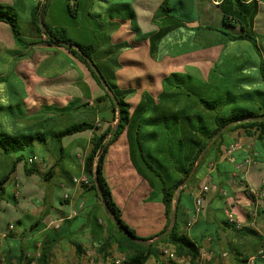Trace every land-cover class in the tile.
I'll return each mask as SVG.
<instances>
[{
	"label": "crops",
	"instance_id": "1",
	"mask_svg": "<svg viewBox=\"0 0 264 264\" xmlns=\"http://www.w3.org/2000/svg\"><path fill=\"white\" fill-rule=\"evenodd\" d=\"M78 1L81 8L79 18L84 12V17L112 20L119 28L111 31V43L130 45L120 55L122 67L116 77L121 88L136 90L129 100L132 113L145 95L157 103L163 93L164 80L173 73L198 71L201 78L207 80L227 49L231 48L235 53L236 42H226L220 32H201L196 44L178 43V33L162 26L175 25V21L161 10L166 0ZM169 1L175 8L185 6L186 17L196 18L195 22L189 23L191 28L212 26L226 29V17L221 8L223 0ZM7 2L0 5L10 7L14 4L12 0V4ZM257 2L258 14L253 28L259 39L264 67V35L260 34L263 24L260 27L258 24L264 12V1ZM172 13L180 14L178 10ZM29 25L37 31L32 21ZM0 26H4V37L9 34L10 38L8 42L0 41L3 52L0 56H6V71L0 74V79L6 77L17 58L35 57L24 66V73L19 74L25 83L20 103H9L11 114L6 107L1 108L0 135H43L47 139L34 141L28 150L29 161L34 156L39 160L30 166L25 162L17 164L15 172L0 186V264H30L42 250L46 252L49 264H86V254L90 250L97 251L98 257L102 258V261L97 260L98 264H108L104 262L105 255L100 253V248L113 226L107 217L111 214L95 191L74 184L73 179L85 177V159L93 135L115 127L113 99L106 97L104 88L86 65L66 49L40 45L9 50V47L16 46L11 38V28L3 22ZM73 28L79 31L81 25L76 24ZM234 31L239 33V27L236 26ZM188 32L190 39L197 38L195 30ZM196 45L197 50L193 48ZM186 47L191 50L184 51ZM7 51L11 53L7 54ZM130 66L145 67L147 77H134ZM255 81L261 80L258 77ZM101 97L104 100L97 103L96 99ZM13 106L18 107V113ZM67 106L72 107L60 112ZM83 122L93 124L94 129L66 136L60 143L52 141L50 132H59L69 125ZM222 133L226 145L217 144L222 154L210 164L208 175L194 191H191L194 189L192 185L190 188L183 186L184 194L178 209L180 232L199 247L197 261L187 259L191 264H247L249 260L264 264V254L261 255L264 253V196L256 198L250 194L251 189L264 193V139H258L256 134L245 136L241 131L225 133L223 130ZM227 144L236 145L232 159L227 154ZM15 158L16 155L4 157L0 180L11 171ZM247 160L254 163L245 164ZM28 167L33 172L28 173ZM104 175L127 225L138 237L150 239L148 243L156 242L167 227L168 219L162 196L152 188L147 174L140 172L134 163L128 130L111 146L104 163ZM205 186L209 188L205 209L189 227L194 213V195ZM66 195L69 198L66 199ZM176 204L177 200L174 209ZM74 211H77L76 216H72ZM229 211L241 223L242 229L237 230L228 223ZM164 250L174 253L172 248L160 246L157 256L147 264H170L171 260L162 253Z\"/></svg>",
	"mask_w": 264,
	"mask_h": 264
},
{
	"label": "trees",
	"instance_id": "2",
	"mask_svg": "<svg viewBox=\"0 0 264 264\" xmlns=\"http://www.w3.org/2000/svg\"><path fill=\"white\" fill-rule=\"evenodd\" d=\"M68 1L64 13L59 18L54 16L49 0L38 3L31 18L37 30L36 38L33 39L22 34L15 3L10 7L0 5L6 10L0 11V23L10 26L16 45L22 49L40 45L66 49L86 65L97 83L104 88L106 97L113 99L112 121L115 122V127L97 129L101 131L93 135L91 148L85 159V176L91 181V185L85 187L96 192L115 221L108 238L100 248V253L105 255V261L112 256L111 250L116 245L120 256L123 255L126 259L124 264H147L152 257L157 256L158 248L162 246L172 248L176 257H186L196 262L199 247L186 234L180 232L178 223L179 202L184 194V187L190 188L192 185L194 189L191 191H194L208 175L210 164L215 163L222 154L217 144L226 145V142L222 141L223 130L225 133L241 131L245 136L256 134L258 139H264V106L259 103L260 99L264 101V92H250V84L255 80L245 72L248 66L244 69L238 65L235 53L228 52L223 56L228 60L226 72L221 67V59L207 80H203L198 71L192 74L188 71L173 73L164 80L163 93L158 97L157 103L151 96L145 95L132 113L129 100L136 90L123 89L117 84L116 73L122 67L120 55L130 47L128 43H111V31L118 30L119 25L100 17H97L102 19L100 23L92 22L96 17H84V12L79 18V1ZM248 1L223 0L221 8L226 17V29L220 30L212 26L189 27V23L195 22L196 18L185 16V6L175 8L166 0L161 10L169 19L175 21V25L170 23L169 28L162 26L168 31L178 33V43L185 45L196 44L201 32H220L225 36L226 42L251 43L253 52L260 58L259 39L253 28L254 19L258 14V2ZM174 10H178L180 14L172 13ZM76 24L81 25V30L75 31L73 26ZM236 26L239 27V33L234 31ZM189 30H195L194 36L197 38L190 39ZM78 33L89 34V37H85L81 43L75 38ZM196 47L198 46L193 48ZM188 50L191 49L186 47L184 51ZM250 66L256 69L259 66V79L264 81L263 61L259 64L253 62ZM100 77L107 87H104ZM103 100L104 97H101L96 99V102ZM69 107L72 106H67L60 112ZM89 129H94V125L87 122L76 123L59 132H50V136L52 141L60 143L66 136ZM126 130L134 163L140 172L147 174L146 178L152 188L162 196L168 219L167 227L154 243H148L150 239L138 237L135 230L124 221L122 211L114 200L104 175L106 156L111 146ZM46 140L43 135L35 137L1 134L0 165L5 156L16 155V158L11 171L0 180V186L15 172L17 164L25 162L30 166L28 157L31 155L28 150L33 142ZM148 141L151 143H147ZM27 172L31 173L33 169L28 167ZM95 252L98 256L97 251ZM114 259L109 260L108 264ZM34 261L49 264L44 250L30 264ZM170 264L178 263L171 261Z\"/></svg>",
	"mask_w": 264,
	"mask_h": 264
},
{
	"label": "rangeland",
	"instance_id": "3",
	"mask_svg": "<svg viewBox=\"0 0 264 264\" xmlns=\"http://www.w3.org/2000/svg\"><path fill=\"white\" fill-rule=\"evenodd\" d=\"M12 1L16 4V10H17L22 34L24 35V37H27L29 39L36 38V35H37L36 31H33L32 27L29 25V22L31 21L32 14L35 8L37 7L38 3H42L44 0H12ZM49 1H50L51 8L53 9L54 16L57 18H59L62 15V13H64L65 4L69 3L68 0H49ZM5 2L7 1L0 0V4H3ZM7 3L12 4L11 0L8 1ZM97 4L100 5L99 1H97ZM0 11H6V10L0 7ZM102 19L94 18L92 19V22L100 23ZM258 24H259V27L261 26V24H263L261 26V28H263L262 29L263 31L260 34L264 35V27H263L264 26V12L259 18ZM4 34H5L4 26H0V41L1 39H4L6 42L10 41V38L8 36L9 34L6 35L5 37H4ZM85 37H89V34L78 33L77 35H75V38L81 43L86 39ZM11 38L14 40L13 35L11 36ZM263 44H264V37H263ZM17 47H18L17 45L15 46V48L11 46L9 47V50L17 49ZM228 52H231V48L227 49L225 54H227ZM0 53L2 54L3 52H1L0 50ZM6 53L10 54L11 52L7 51ZM235 56H236V63L238 65L243 66L244 69H245V66H248L245 72H248L247 74L249 77L256 80V78L260 76L259 66L257 67V69H254L253 66H250V64L253 62L256 64H259V62L262 61L263 58L262 57L259 58V56L253 52L251 43L249 44V42H236L235 43ZM5 58H6L5 55L0 56V74L6 71V65L4 61ZM34 58L35 57L32 55H27L25 57L17 58L14 64L10 66V68L8 69V72L6 73V77L3 79H0V114L2 112L1 110L2 107H6L7 108L6 111L8 112V114H11L12 111L9 108V103L13 105L20 103L22 97L24 96L23 90H25V83L23 79L19 76V74L24 73L23 72L24 66L29 65ZM227 62L228 60L224 57L222 58L220 62L221 67L224 72L228 70ZM129 70L132 72L134 77H138V78L147 77L145 76L147 72L145 67L130 66ZM249 88H250V92H256V91L264 92V82L254 81L253 84H250ZM259 103L262 106H264L263 99H260ZM13 109L16 113L19 112L18 107L13 106ZM147 143H151V142L148 141ZM107 217H109L110 223L114 225L115 224L114 219L111 216H107ZM111 254L112 256L104 261L105 263L108 262L109 260H112L120 256V253L118 252L116 245L111 250ZM99 259L100 261H102L101 257H98V260Z\"/></svg>",
	"mask_w": 264,
	"mask_h": 264
},
{
	"label": "built area",
	"instance_id": "4",
	"mask_svg": "<svg viewBox=\"0 0 264 264\" xmlns=\"http://www.w3.org/2000/svg\"><path fill=\"white\" fill-rule=\"evenodd\" d=\"M236 145H231L227 151V154L229 156L230 159H232V155L236 150ZM39 158L37 156H34L32 159H30V164H33L34 162L38 161ZM251 163H254V161L252 160H247L245 162V164L250 165ZM73 183L76 185H81V186H90L91 185V181L85 176V177H81V178H74L73 179ZM209 192V188L207 186L203 187L202 189H200L199 191L196 192V194L194 195V213L193 216L191 218V220L188 223V226H192L197 219L201 216V214L203 213L204 209H205V199H206V195ZM250 194L256 198H261L262 196H264V193H262L260 190L258 189H251L250 190ZM65 198H69V196H65ZM77 215V211H74L72 213V216H76ZM227 221L229 224L233 225L237 230L242 229V225L241 223L238 221V219L235 217V215L232 212H227ZM10 228H13V226H10ZM163 255L167 256L171 261H175L178 264H191L190 261L186 258V257H176V255L174 253H171L167 250L162 251ZM264 253L261 252V255H263ZM97 254L95 251H88L86 254V264H98L97 262ZM126 261L125 257L122 256H118L116 257L111 264H124V262ZM32 264H39L37 261L32 262ZM247 264H255L254 260H249V262Z\"/></svg>",
	"mask_w": 264,
	"mask_h": 264
},
{
	"label": "water",
	"instance_id": "5",
	"mask_svg": "<svg viewBox=\"0 0 264 264\" xmlns=\"http://www.w3.org/2000/svg\"><path fill=\"white\" fill-rule=\"evenodd\" d=\"M88 62L92 65V62L90 61V60H88ZM100 80L102 81V83H103V85H104V87H107L106 86V83L102 80V78L100 77Z\"/></svg>",
	"mask_w": 264,
	"mask_h": 264
}]
</instances>
